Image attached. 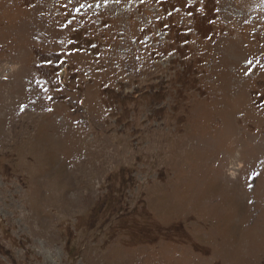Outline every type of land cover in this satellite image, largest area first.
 <instances>
[{
  "label": "rangeland",
  "instance_id": "374dc122",
  "mask_svg": "<svg viewBox=\"0 0 264 264\" xmlns=\"http://www.w3.org/2000/svg\"><path fill=\"white\" fill-rule=\"evenodd\" d=\"M0 264H264V0H0Z\"/></svg>",
  "mask_w": 264,
  "mask_h": 264
}]
</instances>
